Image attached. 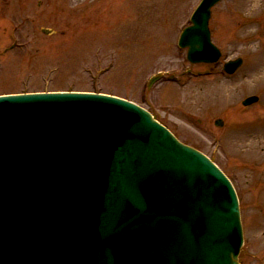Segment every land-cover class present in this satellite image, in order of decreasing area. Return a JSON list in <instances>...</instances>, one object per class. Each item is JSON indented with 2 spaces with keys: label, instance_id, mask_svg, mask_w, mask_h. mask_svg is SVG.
Returning <instances> with one entry per match:
<instances>
[{
  "label": "water",
  "instance_id": "95a60500",
  "mask_svg": "<svg viewBox=\"0 0 264 264\" xmlns=\"http://www.w3.org/2000/svg\"><path fill=\"white\" fill-rule=\"evenodd\" d=\"M220 1L202 0L179 37L191 64L220 57L208 28ZM242 244L230 182L145 110L88 93L0 97V264H239Z\"/></svg>",
  "mask_w": 264,
  "mask_h": 264
},
{
  "label": "rangeland",
  "instance_id": "374dc122",
  "mask_svg": "<svg viewBox=\"0 0 264 264\" xmlns=\"http://www.w3.org/2000/svg\"><path fill=\"white\" fill-rule=\"evenodd\" d=\"M200 1L0 0V95L89 92L144 108L229 178L238 261L264 264V0L215 5L209 30L220 59L191 65L177 40ZM237 58L241 67L225 75ZM251 96L257 103L243 107Z\"/></svg>",
  "mask_w": 264,
  "mask_h": 264
},
{
  "label": "bare ground",
  "instance_id": "6f19581e",
  "mask_svg": "<svg viewBox=\"0 0 264 264\" xmlns=\"http://www.w3.org/2000/svg\"><path fill=\"white\" fill-rule=\"evenodd\" d=\"M262 59H264V53H262L257 59V63H259Z\"/></svg>",
  "mask_w": 264,
  "mask_h": 264
}]
</instances>
